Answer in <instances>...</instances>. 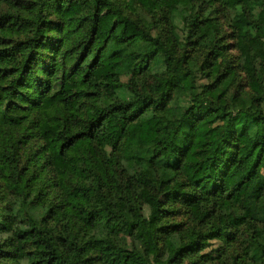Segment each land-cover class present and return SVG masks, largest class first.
Instances as JSON below:
<instances>
[{
  "label": "trees",
  "instance_id": "16d2710c",
  "mask_svg": "<svg viewBox=\"0 0 264 264\" xmlns=\"http://www.w3.org/2000/svg\"><path fill=\"white\" fill-rule=\"evenodd\" d=\"M0 264H264V0H0Z\"/></svg>",
  "mask_w": 264,
  "mask_h": 264
},
{
  "label": "rangeland",
  "instance_id": "374dc122",
  "mask_svg": "<svg viewBox=\"0 0 264 264\" xmlns=\"http://www.w3.org/2000/svg\"><path fill=\"white\" fill-rule=\"evenodd\" d=\"M202 82H206V81L204 80V81H202Z\"/></svg>",
  "mask_w": 264,
  "mask_h": 264
}]
</instances>
